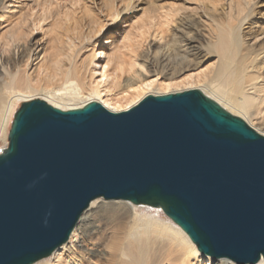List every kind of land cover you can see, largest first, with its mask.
<instances>
[{
	"label": "water",
	"instance_id": "water-1",
	"mask_svg": "<svg viewBox=\"0 0 264 264\" xmlns=\"http://www.w3.org/2000/svg\"><path fill=\"white\" fill-rule=\"evenodd\" d=\"M162 210L215 259L264 258V135L201 90L114 113L21 105L0 151V264L66 244L93 201Z\"/></svg>",
	"mask_w": 264,
	"mask_h": 264
},
{
	"label": "bare ground",
	"instance_id": "bare-ground-1",
	"mask_svg": "<svg viewBox=\"0 0 264 264\" xmlns=\"http://www.w3.org/2000/svg\"><path fill=\"white\" fill-rule=\"evenodd\" d=\"M150 1L122 36L115 28L143 0H0V142H9L18 106L33 100L62 111L98 102L122 113L149 95L192 89L264 135V119L245 112L252 98L264 103V0ZM199 42L217 66L182 78L203 61L193 53ZM159 210L97 199L70 240L35 264H98L91 256L106 264L235 263L211 260Z\"/></svg>",
	"mask_w": 264,
	"mask_h": 264
},
{
	"label": "rangeland",
	"instance_id": "rangeland-1",
	"mask_svg": "<svg viewBox=\"0 0 264 264\" xmlns=\"http://www.w3.org/2000/svg\"><path fill=\"white\" fill-rule=\"evenodd\" d=\"M143 2H144V4H141L139 6V8L136 9L135 11H132V12H130L128 14H124L123 15V17L121 18L119 24L117 25V30L115 28V33H117V34L119 33L118 35H122L123 36L128 31L129 28L137 26L138 22H140L144 18V10H151L152 9V4H151L150 0H143ZM167 3H168L167 1L161 2V4H167ZM260 9H264V7H261ZM259 18L260 17L258 16L257 19H259ZM106 23H107V25H110V22H106ZM115 33H111L110 37L112 39H114V40H117L118 39L116 37L117 34H115ZM42 36H43L42 33L37 34L36 35L37 40L41 39ZM199 44H200V46L198 48H196L195 52H193V53L195 54V57H198V56L199 57H203L202 58L203 61L198 66V68H194L190 72H186L185 74H183L182 78L190 75L191 73L192 74H199V72H201V71H207V74L209 75L210 72H211V69H213L215 66H217L216 56L211 54V53H209V51L205 48V46L201 42H199ZM208 70H210V71H208ZM99 75L100 74H98L96 76V80H100V76ZM211 76H213V75H211ZM170 93H175V92H170ZM252 99L254 101L251 100V102L249 104V107L247 108V111H245V112L247 113V115H249V116H251L253 118H256L257 120L264 119V105H263L264 103L259 98H258V100H257V98H252ZM20 106H21V104L16 109V112L20 108ZM8 143L9 142H7V143L0 142V149L1 148H6L8 146ZM154 210L155 209H153L152 212H154ZM161 213H162L161 215L164 216L165 219H168L167 216H165V214L162 211H161ZM89 249H90L89 246L84 248L85 254H88L87 258L89 257ZM91 257H93L92 258L93 261H95V262L98 261V264H106L107 263V262H104V259H101V258L99 259V258H97L95 256H91ZM210 259L214 260V258H212V257H210ZM201 263L202 264H212V261L207 262V260L204 257H201ZM234 264H236V263H234Z\"/></svg>",
	"mask_w": 264,
	"mask_h": 264
}]
</instances>
